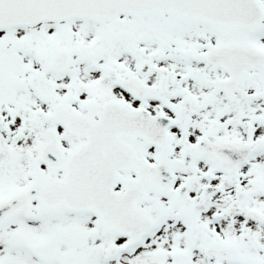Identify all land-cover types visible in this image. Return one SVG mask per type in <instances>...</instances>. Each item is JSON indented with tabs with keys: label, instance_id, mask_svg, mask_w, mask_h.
Wrapping results in <instances>:
<instances>
[{
	"label": "snow or ice",
	"instance_id": "snow-or-ice-1",
	"mask_svg": "<svg viewBox=\"0 0 264 264\" xmlns=\"http://www.w3.org/2000/svg\"><path fill=\"white\" fill-rule=\"evenodd\" d=\"M0 264H264V0H0Z\"/></svg>",
	"mask_w": 264,
	"mask_h": 264
}]
</instances>
